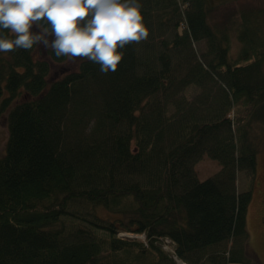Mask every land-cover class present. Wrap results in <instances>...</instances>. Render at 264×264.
Wrapping results in <instances>:
<instances>
[{
	"label": "trees",
	"instance_id": "16d2710c",
	"mask_svg": "<svg viewBox=\"0 0 264 264\" xmlns=\"http://www.w3.org/2000/svg\"><path fill=\"white\" fill-rule=\"evenodd\" d=\"M139 2L147 28L160 17L175 36L152 41L148 52L127 45L116 72L103 74L84 59L78 71L49 83L50 64L34 58L37 45L0 53L8 131L0 157V264H177L164 239L184 264H258L246 248L258 146L243 122L264 123V8L211 25L210 0ZM201 40L203 62L192 52ZM170 49L195 61L183 77ZM208 77L225 86L227 114L206 115L207 102L200 113V99L176 101ZM23 95L31 99L17 102ZM204 155L220 170L200 180L195 165ZM238 171L251 182L240 192ZM78 205L92 209L90 219L80 218ZM121 233L144 235L146 244Z\"/></svg>",
	"mask_w": 264,
	"mask_h": 264
},
{
	"label": "clouds",
	"instance_id": "9594fccd",
	"mask_svg": "<svg viewBox=\"0 0 264 264\" xmlns=\"http://www.w3.org/2000/svg\"><path fill=\"white\" fill-rule=\"evenodd\" d=\"M141 8L139 0H0V53L42 45L56 57L116 72L120 50L149 36Z\"/></svg>",
	"mask_w": 264,
	"mask_h": 264
},
{
	"label": "rangeland",
	"instance_id": "374dc122",
	"mask_svg": "<svg viewBox=\"0 0 264 264\" xmlns=\"http://www.w3.org/2000/svg\"><path fill=\"white\" fill-rule=\"evenodd\" d=\"M210 4L213 6V10L211 11L210 16V24L211 25H223L226 24L229 20L236 19L239 16V13L247 8H264V0H210ZM149 36L147 40L138 43V48L145 52L149 50V45L152 41L159 42L160 39H164L166 41H171L175 36L174 27L169 24L165 25L161 21L160 17L154 18L150 20L149 24ZM35 30V29H34ZM232 54L233 52L236 54L238 50V43L233 40L232 42ZM193 53L198 61L203 62L207 50V43L205 40H201L199 42L192 43ZM50 49V48H49ZM42 45H37L36 50L34 51V58L40 60H46L50 64V72L48 74L47 80L49 83L61 79L66 74L71 72L78 71L79 64L84 59H77L75 62L70 61L67 57L63 62H54L48 55L47 50ZM178 50L170 49V53L172 55V63L176 67L177 65H181L182 70L177 71L176 74L178 78L183 77L188 70L190 65L195 63L194 59L183 61L182 58L185 59V55ZM181 55V56H180ZM145 53L143 54V58L145 57ZM150 61V60H149ZM186 61L189 63H186ZM154 64V61L152 62ZM157 67V63H156ZM212 78V79H210ZM225 86L221 84L219 81H216L214 77L206 78L200 85H188L181 92L176 95V101L180 100L183 104H190L195 102L196 99L202 100L200 103L201 111L200 113H204L206 104L207 114L213 115V113L218 112L227 114L225 109H221V101L220 97L223 95V88ZM209 96V101L205 100L204 97ZM31 99V97L27 95H23L19 98L17 102H23ZM210 102L211 104H209ZM185 105V106H186ZM170 111L173 112L175 107L172 104L168 106ZM238 111L237 107H234L232 112L236 113ZM244 125L247 126L248 133L254 143L258 146V153L256 157L257 169H256V177L251 187V182L249 178L245 175L244 172L238 171L236 173V181L235 185L237 186V191H243L248 188H252V199L248 207L247 219H246V228L249 234V239L246 243V248L249 254L256 257L258 264H264V123L249 121V119L244 120ZM233 128V135L235 138L238 137V130L236 127ZM8 138L7 131V121L6 116L4 114H0V157L5 155V146ZM206 155L197 162V167L201 170V173L204 172L209 174L207 176H212L215 173V167H217V163L213 160H210ZM195 165V166H196ZM196 170V168H195ZM76 207L79 210L80 218L90 219V212H93L89 206L78 205ZM97 213L102 218H109V213H107L103 209H98ZM111 218V217H110ZM88 226V225H86Z\"/></svg>",
	"mask_w": 264,
	"mask_h": 264
},
{
	"label": "built area",
	"instance_id": "2783aa9c",
	"mask_svg": "<svg viewBox=\"0 0 264 264\" xmlns=\"http://www.w3.org/2000/svg\"><path fill=\"white\" fill-rule=\"evenodd\" d=\"M120 236L122 237H128L130 239H140L142 242H144V244H146L145 242V237L144 235H131V234H125V233H121ZM163 249L170 253V255L172 256V258L176 261L177 264H184L183 262L179 261L175 256H174V247H173V243L171 240L169 239H164L163 241Z\"/></svg>",
	"mask_w": 264,
	"mask_h": 264
},
{
	"label": "crops",
	"instance_id": "0c3cea01",
	"mask_svg": "<svg viewBox=\"0 0 264 264\" xmlns=\"http://www.w3.org/2000/svg\"><path fill=\"white\" fill-rule=\"evenodd\" d=\"M207 158V157H205ZM196 168V173H197V176L200 180H205L206 178L210 177V176H207L209 174H206L204 172L201 173V170H199V167H197V165L195 166ZM215 172L214 173H217L219 170H220V166L217 164V167H215Z\"/></svg>",
	"mask_w": 264,
	"mask_h": 264
}]
</instances>
